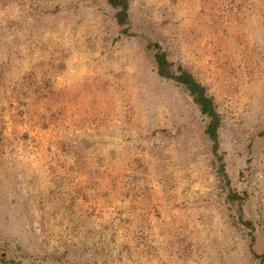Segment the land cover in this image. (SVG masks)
<instances>
[{
  "label": "rangeland",
  "instance_id": "374dc122",
  "mask_svg": "<svg viewBox=\"0 0 264 264\" xmlns=\"http://www.w3.org/2000/svg\"><path fill=\"white\" fill-rule=\"evenodd\" d=\"M127 1L0 0V264H264V0Z\"/></svg>",
  "mask_w": 264,
  "mask_h": 264
},
{
  "label": "trees",
  "instance_id": "16d2710c",
  "mask_svg": "<svg viewBox=\"0 0 264 264\" xmlns=\"http://www.w3.org/2000/svg\"><path fill=\"white\" fill-rule=\"evenodd\" d=\"M109 2L118 10L117 19L119 24L126 26L129 23L128 1L109 0ZM154 48V61L159 75L164 78L174 80L186 87L190 95L193 97L194 103L199 107L201 113L209 119L206 133L214 143L215 150H217L219 147V129L221 127V120L216 109L214 98L209 95L207 88L204 87L190 71L181 65L176 67L174 63L170 62L162 47L156 44ZM221 172L222 175L225 176L223 165L221 167ZM227 183H229V180H227ZM230 199L232 201H239L242 200V197L237 193H231ZM241 220L243 221L242 218Z\"/></svg>",
  "mask_w": 264,
  "mask_h": 264
}]
</instances>
